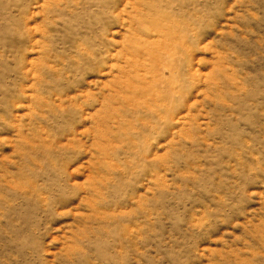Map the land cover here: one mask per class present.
I'll list each match as a JSON object with an SVG mask.
<instances>
[{"label":"rangeland","instance_id":"rangeland-1","mask_svg":"<svg viewBox=\"0 0 264 264\" xmlns=\"http://www.w3.org/2000/svg\"><path fill=\"white\" fill-rule=\"evenodd\" d=\"M0 264H264V0H0Z\"/></svg>","mask_w":264,"mask_h":264}]
</instances>
